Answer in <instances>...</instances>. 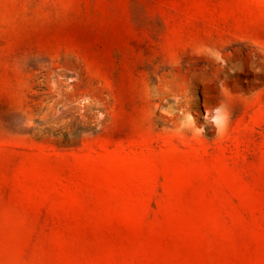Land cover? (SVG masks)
<instances>
[{"label": "rangeland", "instance_id": "374dc122", "mask_svg": "<svg viewBox=\"0 0 264 264\" xmlns=\"http://www.w3.org/2000/svg\"><path fill=\"white\" fill-rule=\"evenodd\" d=\"M0 264H264V0H0Z\"/></svg>", "mask_w": 264, "mask_h": 264}]
</instances>
